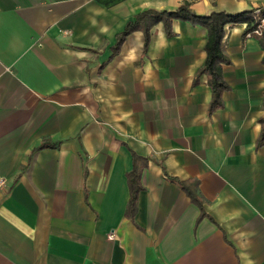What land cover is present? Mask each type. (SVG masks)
<instances>
[{
	"label": "crops",
	"instance_id": "crops-1",
	"mask_svg": "<svg viewBox=\"0 0 264 264\" xmlns=\"http://www.w3.org/2000/svg\"><path fill=\"white\" fill-rule=\"evenodd\" d=\"M199 15L264 0H0V264H264V49L227 24L219 100ZM142 188L131 199L129 175ZM202 208L183 188L195 187Z\"/></svg>",
	"mask_w": 264,
	"mask_h": 264
},
{
	"label": "trees",
	"instance_id": "trees-1",
	"mask_svg": "<svg viewBox=\"0 0 264 264\" xmlns=\"http://www.w3.org/2000/svg\"><path fill=\"white\" fill-rule=\"evenodd\" d=\"M174 18L183 20H190L194 24H201L208 29V37L206 43L207 57L203 67V70L208 73L211 84L214 88L215 99L219 100L222 92L229 88V84L225 81L222 65L223 63H229L230 59L224 53L223 50V38L225 35V26L227 24H235L246 22L247 26L244 31V37L248 34H255L260 41L261 46L264 49V8L259 11L255 9H249L240 13H231L226 11L213 12L209 15H199L191 7L189 3L182 4L176 11L147 9L137 14L135 21H130L127 28L120 36L121 41L131 31L138 27H142L145 33V48L148 47L151 40V28L164 21L168 29V33L171 34V22ZM261 29V33H255V30ZM264 63V55H263ZM261 132L259 137V143L264 141V117L260 118ZM140 171L135 168L129 175V181L131 186V199L128 206V212L133 210L137 204V195L142 188L140 184ZM195 187H186L183 183V188L191 196L192 200L197 203L201 208L203 206V200L197 193L198 181H195Z\"/></svg>",
	"mask_w": 264,
	"mask_h": 264
},
{
	"label": "built area",
	"instance_id": "built-area-1",
	"mask_svg": "<svg viewBox=\"0 0 264 264\" xmlns=\"http://www.w3.org/2000/svg\"><path fill=\"white\" fill-rule=\"evenodd\" d=\"M255 33H261V29L255 30ZM8 178L6 176L0 175V192L7 186Z\"/></svg>",
	"mask_w": 264,
	"mask_h": 264
}]
</instances>
